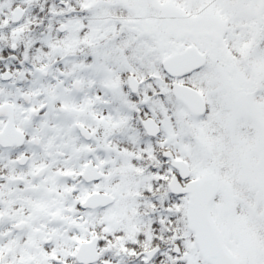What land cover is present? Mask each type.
I'll list each match as a JSON object with an SVG mask.
<instances>
[{
	"label": "snow or ice",
	"instance_id": "6c2138e0",
	"mask_svg": "<svg viewBox=\"0 0 264 264\" xmlns=\"http://www.w3.org/2000/svg\"><path fill=\"white\" fill-rule=\"evenodd\" d=\"M0 264H264V0H0Z\"/></svg>",
	"mask_w": 264,
	"mask_h": 264
}]
</instances>
